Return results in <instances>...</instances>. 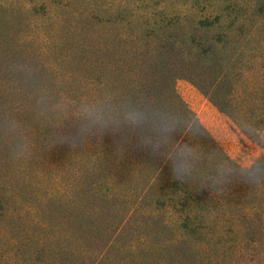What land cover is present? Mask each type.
Wrapping results in <instances>:
<instances>
[{"label":"rangeland","instance_id":"obj_1","mask_svg":"<svg viewBox=\"0 0 264 264\" xmlns=\"http://www.w3.org/2000/svg\"><path fill=\"white\" fill-rule=\"evenodd\" d=\"M203 1L240 7L231 17L252 15V8L264 4ZM228 59L225 43L210 41L184 21L143 39L91 17L56 27L46 12L27 20L0 6V127L36 110L67 111L73 115L55 114L36 146L52 152L63 168L84 164L80 182L109 172L143 184L144 174L123 165L129 158L157 163L180 177L191 163L207 180L232 183L236 198H249L264 175V85L235 90L222 76ZM136 68L153 82L134 81ZM116 143L126 149L118 153ZM18 174L0 137V224L35 233L38 240L22 245L4 264H208L196 261L185 245L168 242L159 221L154 234L162 255L115 258L105 252V237L115 226L103 198L79 204L87 197L84 183L71 199L40 203ZM246 227L255 240L224 264H264V236L250 221Z\"/></svg>","mask_w":264,"mask_h":264},{"label":"trees","instance_id":"obj_2","mask_svg":"<svg viewBox=\"0 0 264 264\" xmlns=\"http://www.w3.org/2000/svg\"><path fill=\"white\" fill-rule=\"evenodd\" d=\"M0 6L11 8L27 20L46 12L56 27H65L77 17H91L118 33L143 39L161 36L173 23L184 21L205 31L210 41L227 45L229 59L222 76L235 90L264 85V4L252 8V15L232 17V11L238 12L240 7L225 4L217 8L213 1L203 0H0ZM140 71L134 69L133 80L151 84L149 74ZM55 114L73 115L62 110H36L12 116L0 127L1 142L12 154L18 175L40 203L71 199L75 191L84 190L79 188L85 183L80 182L83 176L79 174L86 168L84 164L63 168L52 152L36 146V137L47 132ZM115 149L121 153L126 146L116 143ZM116 161L119 163L118 158ZM123 165L144 174V183L131 184L103 172V176L85 183L87 197L79 203L103 198V207L115 226L105 237V252H112L115 258L131 255L146 261L162 255V241L157 242L154 234L157 221L165 227L168 242L185 245L196 261L208 264L235 260L242 247L255 240L247 230V221L264 236V175L258 176L256 190L249 198H236L232 183L226 184L220 177L207 180L191 163L188 174L182 177L149 161L139 164L129 158ZM255 173L262 174L258 170ZM33 241H38L35 233L8 229L1 223L0 264L15 259L18 249Z\"/></svg>","mask_w":264,"mask_h":264}]
</instances>
